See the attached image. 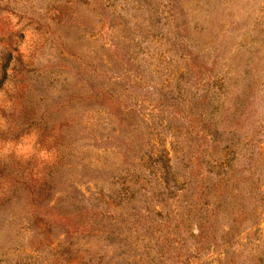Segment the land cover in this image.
I'll use <instances>...</instances> for the list:
<instances>
[{
    "label": "rangeland",
    "instance_id": "374dc122",
    "mask_svg": "<svg viewBox=\"0 0 264 264\" xmlns=\"http://www.w3.org/2000/svg\"><path fill=\"white\" fill-rule=\"evenodd\" d=\"M222 258L264 264V0H0V264Z\"/></svg>",
    "mask_w": 264,
    "mask_h": 264
},
{
    "label": "trees",
    "instance_id": "16d2710c",
    "mask_svg": "<svg viewBox=\"0 0 264 264\" xmlns=\"http://www.w3.org/2000/svg\"><path fill=\"white\" fill-rule=\"evenodd\" d=\"M129 58H130V56H129ZM110 97H111V100L114 98V95L112 96V95H110ZM178 97H176L175 99H177ZM118 98L116 97L115 98V100H113V101H118L117 100ZM178 106H174V110H173V112H172V115H174V116H178V115H181V116H183L184 114H187V111H189L188 109H189V107L188 108H183V109H181V108H177ZM168 109V108H167ZM179 109V110H178ZM194 121H196V119L194 120ZM199 122V121H198ZM193 127V126H192ZM197 133H199L198 131H197ZM194 159H196V158H193V160ZM74 217L73 216H64V217H62V219L63 220H65V222H67L66 224L70 227V229H71V227L73 226V221H72V219H73ZM62 220V221H63ZM202 223V222H201ZM200 222H198V224H197V227H196V231H197V238H199V240H200V242L202 243L203 242V236H202V233H203V235H204V233H207L206 232V228L203 226V224H201ZM67 226V227H68ZM198 252H199V250H198ZM197 252V253H198ZM185 256V259H184V262L185 263H189V262H191L192 260H194L195 259V256L196 255H194V254H192V253H190V252H188V253H182L181 252V247L179 246L178 247V252H177V256H176V258L177 257H179V258H183ZM218 262H219V264H222L223 262H225L224 261V259L222 258V259H218Z\"/></svg>",
    "mask_w": 264,
    "mask_h": 264
}]
</instances>
